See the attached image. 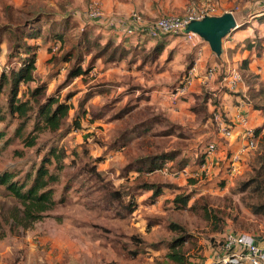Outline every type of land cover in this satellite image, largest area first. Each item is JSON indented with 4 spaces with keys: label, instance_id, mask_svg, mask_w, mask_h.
Masks as SVG:
<instances>
[{
    "label": "rangeland",
    "instance_id": "obj_1",
    "mask_svg": "<svg viewBox=\"0 0 264 264\" xmlns=\"http://www.w3.org/2000/svg\"><path fill=\"white\" fill-rule=\"evenodd\" d=\"M91 1L0 0V25L11 24L18 31L23 27L39 29L50 42L48 32L55 26L64 29L63 18L70 19L65 42H57L52 50L41 37L25 39L31 44L38 43L40 48L36 82L22 84L21 90L27 92L28 86L34 87L44 80L48 93L69 97L74 106L60 131L41 133L37 146L26 147L21 139H16L2 148L0 173L15 171L19 181L28 172L34 174L44 151L52 145L67 151L70 165L62 171L60 182L52 185L55 199L64 201L45 211L27 207L0 185V264H174L166 257L168 244L181 233L170 229L173 221L187 230L185 255L190 264H204L215 257L227 232L247 233L263 241L264 209L255 208L261 203L260 197L242 186L263 170L264 123L257 126L261 130L253 138L254 146L241 157L249 165L243 174L236 173L227 179L223 170L213 166L211 173L195 176L210 142L229 143L213 120L214 103L210 100L205 103L207 96L217 98L208 83H196L198 77L194 85L201 89L199 92L182 98L178 104L172 103L170 93L190 68L198 64V72L204 73L210 63L203 61V54L200 58L194 40L172 34L159 54L152 48L148 50V45L158 40L151 37L145 49L138 47L119 59H110L107 52L98 56L96 48L85 50L81 66L91 70L68 78L76 60L63 61L62 56L82 39L86 24L101 26L92 29L93 36L102 34L101 43L105 44L112 36L115 42H125L129 48L124 32H117L109 22L117 21L126 28L132 23V14L142 16L133 9L134 0H99L104 17L93 21L89 18ZM153 3L160 12L147 22L165 14L185 17L192 9L208 12L213 6L214 15L233 11L249 20L256 10L264 7V0H153ZM263 32L249 29L248 36L258 34L264 38ZM139 33L142 41L149 36L143 31ZM232 35L224 39L225 51L232 49ZM241 38L237 40L242 43ZM7 39V34L0 30V74L18 64L17 59L8 57L11 48ZM135 39L140 42V36ZM78 50L74 48L76 53ZM233 57L230 55L231 63L217 60L221 67L214 82L226 75L223 71L228 65L237 68L243 81H256L258 85L251 92L254 97L249 93L248 98L264 106V79L254 80L251 73L242 70V57L235 56L234 61ZM83 100H88L85 106L99 117L95 120L93 113L83 114L76 128L73 120L78 111L81 113ZM224 114L227 117L230 112ZM257 114L264 122V109ZM14 129L15 125L8 128L10 135ZM126 140L128 143L122 150L116 149L122 148ZM164 153L175 155V160L165 162L163 169L153 172L148 171L147 165L143 172L138 171L142 168L141 161ZM231 155L229 152L228 157ZM184 160L188 161L185 168L181 166ZM92 166L98 176L89 174ZM144 182L163 184V193L154 198L151 191L137 190ZM114 190L127 193L126 203L137 202L132 213L113 200ZM179 194L192 196L186 207L173 202ZM135 251L137 254L132 253Z\"/></svg>",
    "mask_w": 264,
    "mask_h": 264
},
{
    "label": "trees",
    "instance_id": "obj_2",
    "mask_svg": "<svg viewBox=\"0 0 264 264\" xmlns=\"http://www.w3.org/2000/svg\"><path fill=\"white\" fill-rule=\"evenodd\" d=\"M224 14V12H223ZM64 29L53 27L48 35L52 42L49 41L47 36H43V32L39 29L24 30L25 27L21 28L19 31L15 29L11 24L6 26L0 25V30L2 33H6L8 38L6 43L10 46V52L8 54L9 59H17L18 64L9 68L8 72L5 70L0 74V125L4 124L0 129V154L2 148L7 146L9 143L15 141L16 139H21L26 147H35L38 145V139L40 134L46 131L56 133L60 131L62 126L67 122L71 116V111L74 106L73 103L69 101V97L62 98L60 95L47 92V85L44 82H38L34 87L28 86V91H22L21 85H28L30 82H36V62L38 57V49L40 45L38 43L31 44L25 39H36L42 38L48 44L49 50H52L57 42L64 43L65 37L68 36V29L70 19L63 18ZM82 31V39L78 40L74 45V48H78V52L74 51V48L62 56L63 61H70L75 58V63L69 70L68 78H76L83 74H87L91 69L90 67L82 68L81 61L84 57V51H89L92 48L97 49V55H102L103 53H108L109 58H121L127 53L131 52L136 48H146L148 43L147 38L145 42H142L144 46L142 47L138 43L131 41V35H123L124 41L128 39L129 48L125 46V42L120 44L115 42L112 36L107 38L105 44L101 43L103 40L102 34L92 33L93 28H100L99 24H86ZM101 29V28H100ZM180 35V34H179ZM184 36V34L181 33ZM170 36L164 35L156 41L152 49L156 53H161L166 45V38ZM130 39H129V38ZM54 41V42H53ZM246 49L258 48V55L263 52V39L258 38H246L243 42ZM133 46V47H132ZM237 48L228 50L229 55L236 53ZM96 55V56H97ZM250 60L244 59L242 62V67L246 71H249ZM254 89V88H253ZM253 90L250 88L249 92ZM6 93V94H4ZM253 93H251L252 96ZM187 96V95H186ZM184 96V97H186ZM183 97V98H184ZM254 96H252L253 98ZM214 103L215 110L220 109L217 100H213V97L207 96L205 103L208 100ZM248 103H253L256 109H264V106H260L249 98H245ZM88 101V100H87ZM86 100L82 101L81 113L78 111L76 117L73 120V125L78 128L80 126V116L88 115V113H93L95 120L98 119L97 112H91L85 106ZM84 107V109H83ZM126 110L125 112H127ZM122 114H120V117ZM11 125H15V129L12 135L9 134L8 128ZM261 128L257 127L254 130L255 136L260 133ZM10 135V136H9ZM127 141V140H126ZM122 143V148L117 147L116 149H123L127 142ZM68 153L64 148H59L57 145H52L48 150L44 151L42 160L39 166L35 169L34 174L28 172L24 180H16V172L11 170H5L0 173V185L4 186L6 190L10 192L15 198L23 202L30 207L37 209L38 211H45L50 207H54L58 202H63L64 199L57 201L54 197V189L52 185L60 182L62 171L69 166L67 162ZM176 158L172 154H160L154 157L146 158L142 163V168L138 171L143 172L142 169H147L149 172H153L164 168V164L167 161H174ZM206 161V154L201 157V164ZM181 166L184 168L187 166L188 161L184 160L181 162ZM53 165V168H51ZM262 172H258L257 176L251 178L250 180L244 182L242 189H251V191L260 197L261 203L256 205L257 209H264V164L262 166ZM91 176H98L99 173L95 166H92L88 170ZM163 184L159 183H148L144 182L138 186L137 190L144 192H153V197L156 198L163 193ZM113 195V200L118 201V203L125 207L123 210L132 213L136 209V201L125 202V195L127 193L119 192V190H114L111 192ZM132 196V195H131ZM191 195L179 194L173 199L176 206L186 207L191 199ZM209 213V212H206ZM40 216H38L39 218ZM170 229L173 231H181L180 235L168 244L169 250L166 257L169 261L174 264H184L191 263L186 257L185 242L187 239V230L185 227L178 222H171ZM185 233H184V232ZM224 240L222 241V244ZM221 244V245H222ZM137 254V252H132Z\"/></svg>",
    "mask_w": 264,
    "mask_h": 264
},
{
    "label": "built area",
    "instance_id": "obj_3",
    "mask_svg": "<svg viewBox=\"0 0 264 264\" xmlns=\"http://www.w3.org/2000/svg\"><path fill=\"white\" fill-rule=\"evenodd\" d=\"M216 8L210 7L208 12L196 11L192 9L187 16L181 17L176 14H165L159 17L153 22H147L138 13L132 14V23L123 28L119 22L111 21L109 25L113 27L117 32H124V35L136 36L139 32H146L151 38L158 39L164 35L172 34H184L183 30L187 27L189 22L195 19H202L205 16L214 15ZM104 17V12L99 0H92L89 5V18L96 21ZM194 40L197 47V52L201 58L203 54V42L204 40L196 33L189 32L184 34ZM198 58V60H200ZM198 64L190 68L183 76L180 84L170 93V99L173 104L178 102L186 95H188L196 82V77L200 78L203 83H209L215 80L219 66L216 64H210L207 66L206 71L198 72ZM242 75L237 68H232L228 65L226 75L222 78L223 87L229 91H235L242 83ZM213 120L217 123L219 132L227 140H230L235 135V127L228 119L221 109L214 110ZM241 122L246 123L244 118L240 119ZM255 127L244 126L241 132V136L246 140L242 146L239 147L237 153L231 155L230 162L227 165V171L230 176H234L239 172V160L241 157L254 146L253 138ZM218 151V144L216 141H212L208 144L206 154V161L200 165V168L196 171L195 176L200 173H211L212 167H215L213 161L209 158L215 155ZM194 176V177H195ZM219 253L210 259V261L204 264H264V246L260 245L252 235L247 233H234L227 232L224 235V243L220 246Z\"/></svg>",
    "mask_w": 264,
    "mask_h": 264
},
{
    "label": "crops",
    "instance_id": "obj_4",
    "mask_svg": "<svg viewBox=\"0 0 264 264\" xmlns=\"http://www.w3.org/2000/svg\"><path fill=\"white\" fill-rule=\"evenodd\" d=\"M133 6L134 10H138L142 13V16L145 20H150L152 18L158 17V13L160 12L159 8H156L154 6L153 0H146L142 3V0H134L133 3H131ZM131 11H133L131 9ZM235 18L237 20L238 25H240L239 28H237L236 30H233L228 36H231L233 32H235L234 35H232L231 39L232 41L230 42V47H232V49H234L236 46H240L241 49H237L236 53L233 54V61L235 59V56L238 57H242L240 58L243 62L244 59H249V71H246L245 69H242L244 72H249L251 73V76H253V79H258V77H261L264 79V49L263 52L261 53V55H258V48L254 47L252 50L251 49H246L244 46L245 44L241 43L240 41L237 40L238 37H242L241 39H246V38H251L250 36H248L249 33V29L254 30L256 33L261 30L264 31V7L261 6V8H259L258 10H256L255 14L250 16L249 20L246 18L245 19V15L242 14L241 18L239 17V15L237 14V12L234 13ZM240 22V23H239ZM244 25V26H243ZM145 33V32H143ZM141 33L137 34L134 38H136L135 40H137V38H139L140 36V42L138 41H133L134 38L132 39V42L134 43H142L145 42V40L147 38H150V36H146L145 40L142 41L141 37L142 35H140ZM263 37H264V32L262 33ZM256 36L259 37L258 34H256L253 38H255ZM161 38V37H160ZM158 38V39H160ZM263 39V47H264V38ZM153 40V39H152ZM243 40V41H244ZM155 42L152 45H148V50H150V48L153 47V45L156 43L157 40H154ZM242 41V42H243ZM224 42V41H223ZM240 42V43H239ZM207 42H203V56L202 59L203 61H208V63L210 64H217L219 67H221V65H219V63L217 62L218 59H221L222 61H226V63L230 62L231 63V59H230V55L228 54V50H224L223 48V54L220 57L216 56V54L211 50V48L209 50H207ZM147 45V44H146ZM210 59H213V61H210ZM227 69L225 71H223V74L226 73ZM221 74V75H223ZM217 79V77H216ZM212 80L208 83L207 87H210L212 91V95L214 97L217 98V101L221 102L220 105V109L223 111V113H226L227 111L230 112V114L227 116L228 119L230 121H232L234 127H235V135L232 139L228 140L229 143L228 144H218V151L215 155L211 156L209 159L211 161H213V163L215 164V168L218 171H222L223 170V174L224 177H226L227 179H231L232 176L229 175L228 171H227V165L230 162V157L229 156V152H231L232 154L237 153V150L239 149L240 146H242V144H244L246 142V140L241 136V132L243 130L244 126H251V127H257L259 125H262L263 122V118H259L257 112H259V109H256L253 106V103H248L246 102L243 98H248L249 96V90L250 88H252L253 91H255L256 89H258V85L255 82H250L249 80H245L242 81V83L240 84L239 88L235 91H221L222 87H223V83H222V79L216 81ZM196 83H202L201 79L198 78ZM195 83V84H196ZM254 88V89H253ZM196 89V90H195ZM201 89H197L194 87H192L190 93L187 95H191L192 93L199 92ZM210 100V99H209ZM211 101V100H210ZM180 102V101H179ZM218 102V103H219ZM241 118H244L247 120L246 123H243L240 121ZM222 135V134H221ZM239 172L240 174H243L244 170L248 169V163L243 162L241 159L239 160ZM225 178V179H226ZM251 235V234H250ZM253 236V235H252ZM254 239L262 246H264V240L262 241L261 238L259 237H255L253 236ZM220 249V248H219ZM220 251V250H219ZM219 251H216V253H219Z\"/></svg>",
    "mask_w": 264,
    "mask_h": 264
},
{
    "label": "water",
    "instance_id": "obj_5",
    "mask_svg": "<svg viewBox=\"0 0 264 264\" xmlns=\"http://www.w3.org/2000/svg\"><path fill=\"white\" fill-rule=\"evenodd\" d=\"M233 11H226L222 15L205 16L189 22L183 30L184 34L194 32L207 42L216 56L223 54V41L235 29L239 28Z\"/></svg>",
    "mask_w": 264,
    "mask_h": 264
}]
</instances>
